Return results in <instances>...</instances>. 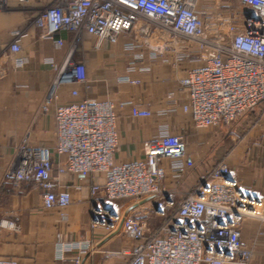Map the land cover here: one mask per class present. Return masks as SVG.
Instances as JSON below:
<instances>
[{
  "label": "built area",
  "instance_id": "built-area-1",
  "mask_svg": "<svg viewBox=\"0 0 264 264\" xmlns=\"http://www.w3.org/2000/svg\"><path fill=\"white\" fill-rule=\"evenodd\" d=\"M201 1L53 0L37 12L34 23L57 45L64 43L61 38L55 39L58 33L73 32L72 49L84 33L94 35L100 46L104 41L116 43L123 31H132L138 42L125 47L139 51L130 62V70L145 69L137 65L144 58L140 51L144 45L152 59L165 60L164 53L174 50L177 61L196 60L203 59L205 52V64L180 80L188 93L183 110L191 115L197 128L231 124L248 111L264 107V0H237L250 10L239 15L228 8L214 26L205 20ZM7 4V0H0V10ZM16 35L10 45L12 55L21 50V31ZM180 38L196 43L200 53L177 51ZM16 64L22 65L23 60L16 59ZM51 64L56 75L47 102L61 85L87 80L85 64L71 61L70 56L60 64ZM72 94L77 96L78 91ZM127 105L135 117L152 115L149 109L120 102L121 107ZM55 119L54 149L32 146L28 140L17 147L15 161L5 173L16 193L23 190L24 183L33 181L44 191L45 207L70 204V193L54 191L56 182L52 177L55 156L66 155L60 171L82 177L103 175L109 201L155 199V216L120 214L105 207L93 210V227L113 228L119 222L129 237L139 241L126 264H250L253 250L242 242L241 225L248 216L263 218L264 200L252 196L225 161L202 176L176 204L165 195L162 183L166 173L161 161L170 159L174 171L194 166L183 136L164 126L160 136L148 143L143 159L116 164L117 114L113 102L74 99L57 106ZM99 189L100 185H94L93 193ZM7 225L14 227L13 223ZM89 248L86 241L62 243L60 254L74 249L75 264H80ZM0 264L19 263L0 258Z\"/></svg>",
  "mask_w": 264,
  "mask_h": 264
},
{
  "label": "crops",
  "instance_id": "crops-1",
  "mask_svg": "<svg viewBox=\"0 0 264 264\" xmlns=\"http://www.w3.org/2000/svg\"><path fill=\"white\" fill-rule=\"evenodd\" d=\"M7 1V8L0 10V258L19 264H75L77 251L67 250L61 256L60 245L86 241L90 248L82 255L80 264H126L139 241L129 237L119 222L113 228L93 227V210L105 207L120 214L155 216V199L109 201L103 189V175L82 177L61 172L66 155L55 156L52 171L54 191L71 195L66 206L47 208L43 205L44 191L37 183L26 182L23 190L16 193L13 183L5 178L23 141L54 149L56 108L74 99L114 103L116 164L143 159L148 143L160 136L164 126L184 137L194 166L174 171L170 159L161 161L166 173L162 183L165 195L176 204L222 160L252 196L264 200V107L252 109L235 121L232 130L239 139L235 135L227 137L230 129L225 125L197 128L191 115L183 110L188 93L180 80L205 64V52L201 51L203 59L196 60L177 61L174 50L164 53L165 60L152 59L144 45L140 50L144 58L137 65L145 69L130 70V62L139 51L125 47L138 42L132 31H123L116 43L104 41L100 46L94 35L84 33L72 49L73 32L58 33L55 39L61 38L64 43L57 45L34 23L37 12L53 0ZM16 31H21V50L12 55L10 45L17 39ZM177 51L200 53L198 45L185 38L179 39ZM68 56L73 62L85 64L87 80L61 85L47 102L56 75L51 62L60 64ZM16 59H22L23 64L18 66ZM135 79L140 82L130 81ZM73 90L78 91L77 96L72 94ZM120 102L149 109L152 115L135 117L131 106L121 107ZM94 185H100L96 193ZM262 209L264 215V205ZM241 232L243 244L253 250L250 264H264V216L246 217Z\"/></svg>",
  "mask_w": 264,
  "mask_h": 264
},
{
  "label": "rangeland",
  "instance_id": "rangeland-1",
  "mask_svg": "<svg viewBox=\"0 0 264 264\" xmlns=\"http://www.w3.org/2000/svg\"><path fill=\"white\" fill-rule=\"evenodd\" d=\"M199 6L203 10V16H204L205 20L207 21V23L209 24V26L216 25V19L219 18L223 14V12L228 8L235 11L239 15L243 14V12H245V11L250 10V7L243 5L242 3L238 2L237 0H202L199 3ZM237 20H238V18H237ZM237 23H239V20ZM213 29L215 31V28H213ZM242 117L240 119H242ZM257 121H258V119H256V121H254V122H257ZM236 122L231 123V124H220L221 126L225 125L226 129H230L227 133V137L231 138V136L235 135L233 133L232 127L234 126V124ZM221 126H219V127H221ZM235 136H236V139L240 138L239 135H235Z\"/></svg>",
  "mask_w": 264,
  "mask_h": 264
}]
</instances>
